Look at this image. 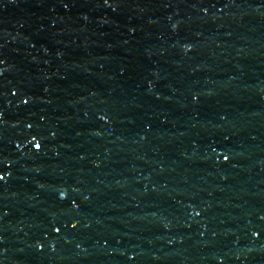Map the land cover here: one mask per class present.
I'll use <instances>...</instances> for the list:
<instances>
[{"label":"water","instance_id":"95a60500","mask_svg":"<svg viewBox=\"0 0 264 264\" xmlns=\"http://www.w3.org/2000/svg\"><path fill=\"white\" fill-rule=\"evenodd\" d=\"M0 264H264V0H0Z\"/></svg>","mask_w":264,"mask_h":264}]
</instances>
